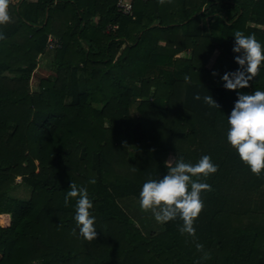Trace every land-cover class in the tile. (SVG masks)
Listing matches in <instances>:
<instances>
[{
	"label": "trees",
	"instance_id": "obj_1",
	"mask_svg": "<svg viewBox=\"0 0 264 264\" xmlns=\"http://www.w3.org/2000/svg\"><path fill=\"white\" fill-rule=\"evenodd\" d=\"M118 1L9 0L0 219L10 223L0 225V264H264V172L227 143L237 90L220 80L237 68L236 31L264 44V0H134L131 15ZM50 36L60 47L48 48ZM48 54L55 72L33 92ZM256 89L264 66L239 91ZM205 154L218 169L204 180L194 235L181 234L179 218L160 224L141 210L143 183L166 174L170 156L195 163ZM71 183L92 201V240L74 231ZM19 184L27 199L12 196Z\"/></svg>",
	"mask_w": 264,
	"mask_h": 264
},
{
	"label": "clouds",
	"instance_id": "obj_2",
	"mask_svg": "<svg viewBox=\"0 0 264 264\" xmlns=\"http://www.w3.org/2000/svg\"><path fill=\"white\" fill-rule=\"evenodd\" d=\"M163 2V0H160ZM9 0H0V25L10 21ZM232 51L237 64L235 70L226 71L220 76L226 90H237V99L227 115L226 140L239 159L255 174L264 172V91L256 89L248 93L239 91L249 86L264 66V44L255 34H234ZM3 36L0 34V39ZM216 76L215 70L212 73ZM196 99H200L197 95ZM204 102H216L212 96H204ZM167 173L159 179L146 180L139 192V206L143 211H151L156 222L164 224L179 218L183 221L181 234L194 235V221L203 209L201 193L210 189L204 180L214 174L216 165L209 155H202L195 163L185 162L183 158L165 161ZM90 183H95L91 180ZM75 199L74 221L78 233L84 239L96 238L95 216L85 187L71 183L65 196V204ZM202 245L197 244V248Z\"/></svg>",
	"mask_w": 264,
	"mask_h": 264
},
{
	"label": "rangeland",
	"instance_id": "obj_3",
	"mask_svg": "<svg viewBox=\"0 0 264 264\" xmlns=\"http://www.w3.org/2000/svg\"><path fill=\"white\" fill-rule=\"evenodd\" d=\"M14 3H17L19 0H12ZM97 22V21H95ZM53 55L48 54L47 56H45L44 58H42L39 62V68L37 71H35V73L33 74L32 77V81H31V88L33 92H36L38 90V86L40 83V79L42 78H48V77H52L53 73L55 72V68H49V63L51 62V60ZM185 56H189L188 53H185ZM51 66V64H50ZM132 115H137V112L134 110V108L132 109ZM174 159L173 156H170L168 158V160ZM167 160V161H168ZM18 183H20V179H18ZM12 196H14L15 198H23V199H27L29 197V190L26 186L19 184L17 186V188L12 192ZM264 196L263 195H258L256 197V201L259 202V204H261L262 200H263ZM10 223V216H2L0 219V225L1 226H7Z\"/></svg>",
	"mask_w": 264,
	"mask_h": 264
},
{
	"label": "built area",
	"instance_id": "obj_4",
	"mask_svg": "<svg viewBox=\"0 0 264 264\" xmlns=\"http://www.w3.org/2000/svg\"><path fill=\"white\" fill-rule=\"evenodd\" d=\"M133 1L134 0H119L117 4L119 11L124 15H131L133 10ZM58 47H60L58 40L50 36L48 40V48L56 49Z\"/></svg>",
	"mask_w": 264,
	"mask_h": 264
}]
</instances>
